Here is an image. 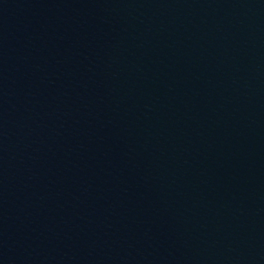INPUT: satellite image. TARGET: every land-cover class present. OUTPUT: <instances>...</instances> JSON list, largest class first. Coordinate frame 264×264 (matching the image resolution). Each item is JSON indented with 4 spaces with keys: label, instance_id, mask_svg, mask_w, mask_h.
I'll return each mask as SVG.
<instances>
[{
    "label": "water",
    "instance_id": "water-1",
    "mask_svg": "<svg viewBox=\"0 0 264 264\" xmlns=\"http://www.w3.org/2000/svg\"><path fill=\"white\" fill-rule=\"evenodd\" d=\"M0 264H264V0H0Z\"/></svg>",
    "mask_w": 264,
    "mask_h": 264
}]
</instances>
